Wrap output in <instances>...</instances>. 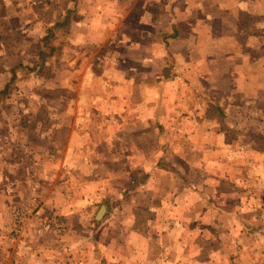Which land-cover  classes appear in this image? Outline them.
I'll return each instance as SVG.
<instances>
[{
  "label": "crops",
  "instance_id": "obj_1",
  "mask_svg": "<svg viewBox=\"0 0 264 264\" xmlns=\"http://www.w3.org/2000/svg\"><path fill=\"white\" fill-rule=\"evenodd\" d=\"M177 1H166L164 6L171 7ZM0 6V22L19 21L9 0H0ZM165 14L166 21L180 20L172 9ZM71 27L72 24L66 31ZM172 39L175 37L171 35ZM5 46L6 43L0 45ZM10 52L5 50L6 56L0 61V92L10 80V69L15 68L11 88L6 95H0V264H60L57 255L67 254L68 250L65 262H80L72 253L78 241L75 231L88 229L90 224L96 230L112 226L123 235L128 231L141 238L149 253L152 248L165 249L166 253L160 250L151 255L149 264L187 261L185 255H168V246L172 245L161 240V231L168 230L166 227L183 230L190 223L198 224L209 233L214 234L215 230L218 244L229 231L232 234L238 229L237 221H243L238 218L239 214L244 216V210L239 212L241 195L246 213L253 219L247 228L264 224V207H259L264 202V166L254 170L250 163L253 151L264 149V126L257 129L235 122L229 110L234 104H223L233 98H219L194 85L193 95L185 94L175 68L170 78L161 80L154 75L153 79L141 80L137 75L142 68L130 63L123 73H112L115 78L85 79L84 86L93 92L98 90L99 95H87L93 99H85V107L78 97L70 96L69 106L64 107L67 100L62 103L59 92L69 86L61 79L48 80L39 74L48 63L40 68L38 49L33 53V64L28 66L23 61L10 64V57L17 58ZM31 67L38 76L27 73ZM129 75L134 77L133 83L127 79ZM160 82L170 87L166 100L161 95ZM17 87L24 94L15 95L13 98L17 96L18 101L11 102V92ZM160 102L166 103L163 108L159 107ZM181 102L184 103L180 105ZM190 102L196 106L191 107ZM31 103L38 110H31ZM3 105L12 107L8 110ZM53 105L57 106L54 110L50 108ZM254 114L246 111L243 120L252 121ZM257 116L264 119L262 112ZM241 159L245 169L236 167ZM243 170L245 175L238 178ZM143 175L139 186L129 190ZM249 185L257 193L247 191ZM232 202L231 210L228 206ZM101 207L103 215L97 221ZM15 212H24L25 221L22 232L13 236ZM49 213L58 215L63 224L65 233L61 236H50L47 231V224L60 229L54 219L47 222ZM118 215L123 219L111 225ZM153 230L158 235L151 239ZM129 237L132 236L115 240L116 246L126 249ZM92 241L93 252L102 247ZM214 251L206 254L210 256ZM87 253L84 255L89 258ZM213 256L206 260L226 261L221 252Z\"/></svg>",
  "mask_w": 264,
  "mask_h": 264
},
{
  "label": "rangeland",
  "instance_id": "obj_2",
  "mask_svg": "<svg viewBox=\"0 0 264 264\" xmlns=\"http://www.w3.org/2000/svg\"><path fill=\"white\" fill-rule=\"evenodd\" d=\"M9 1L13 8L12 12L19 21L11 19L8 23L0 22V45L6 43L4 48L0 47V61L6 56L5 50L7 53L11 50L12 56L17 54V58L10 57V64L13 61H23L28 66L33 64V53L40 48L46 30L56 23L58 18L61 20L64 17L70 0ZM166 1L169 2V0H79L71 29L56 35V39L52 41L55 54L39 74L48 80L61 79L69 86L65 87L67 90L59 92L63 95L62 103L67 100L64 107L69 106L70 96L78 97L85 107L84 101H90L92 97L99 95L98 90L93 92L90 87L84 86L85 79L92 81L98 77L115 78L112 73H123V68L128 69L130 63H136L138 68H142V71H139L141 74L137 75L141 80L153 79L154 75H159L161 80L167 79L177 69L178 74L175 76L181 78L180 87L185 89V94L191 96V88L194 85L203 92L219 95V98L222 96L227 100L233 98L223 104L230 102L234 104L229 110L231 115H234L235 122L240 121V124L251 125L257 129L262 124L264 126V119L257 116L261 112L264 116V0H179L171 7H165ZM14 4H17L15 7L18 10ZM171 9L173 14L175 13L174 16L180 19L175 23L164 18L168 16L165 12ZM165 34L169 37H164ZM171 35L175 39L171 40ZM162 47L171 49L162 51ZM155 69L157 71L153 72ZM35 72L36 69L32 67L27 69V73L33 74L34 77L38 76L34 74ZM128 77L127 79L133 83L134 77L130 75ZM159 85L162 87L163 100L168 99L170 87L161 82ZM50 87L52 89V86ZM22 94L24 92H19L18 87L12 90L11 102L12 99L14 102L18 101L17 96L13 98L15 95ZM89 94L92 97H88ZM184 99L185 97L182 100ZM190 103L191 107L195 105ZM163 104L166 103L160 102L159 107L163 108ZM3 106L7 109L12 107ZM46 107L49 108L47 105ZM46 107L44 106L43 110H46ZM50 108L54 110L57 106L53 105ZM30 109L38 110V106L31 103ZM210 111L217 114L216 110ZM246 111L255 113L253 122L243 120ZM126 147L129 149V145ZM250 157L254 170L264 166V149L253 151ZM242 162L243 159L236 165L238 169L246 168ZM216 171L214 168L213 172ZM244 172L245 170L237 177L244 176ZM249 186L247 191L255 190L253 185ZM243 196L238 198L239 212L244 210V216L239 214L238 218L243 221L236 220L238 229L233 230L232 234L229 231V235L223 237L218 244H216L218 234L216 235L215 230L214 234L209 233L198 224L190 223L183 230L166 227L168 230L161 231V240L172 245L168 246L171 253L168 255L188 257L187 261L175 260L173 264H264V224L253 229L247 228L246 225L253 219L246 213ZM233 204L234 202L228 208L232 210ZM260 204L262 206L259 207L263 208L264 202ZM56 216L50 213L46 215L47 222L54 219L60 226V229L51 228L50 224H47L50 236H53V233L60 236L65 233L62 230L63 224L58 215ZM81 219L84 221L83 217ZM122 219L123 216L118 215L111 225L115 226ZM217 231L221 232L218 229ZM127 232L123 235L112 226L96 230L95 225L90 224L88 229L80 228L75 231L78 241L72 253L80 262L84 261V264H149L151 255L159 253L160 250L166 253L165 249L161 248H152L149 253L148 246L140 241L141 238ZM128 235L133 237L126 238L129 242L128 247L119 249L115 240ZM157 235L158 232L153 230L151 239ZM92 240L97 246L101 244L102 247L93 252ZM214 249L216 251L210 256L206 254ZM87 251L89 258L84 255ZM220 252L226 261L209 263L211 261L209 257H215L213 255L217 256ZM69 253L68 250L67 254L57 255L60 264H67L65 260ZM198 258L200 260L196 261ZM207 258L209 259L206 260ZM80 262L75 264H81Z\"/></svg>",
  "mask_w": 264,
  "mask_h": 264
},
{
  "label": "trees",
  "instance_id": "obj_3",
  "mask_svg": "<svg viewBox=\"0 0 264 264\" xmlns=\"http://www.w3.org/2000/svg\"><path fill=\"white\" fill-rule=\"evenodd\" d=\"M78 6H79V0H70L69 5L65 11L64 17L60 21L54 23L52 27L46 30V35L42 37L41 46L38 49V53H37V59L39 61V66L41 69L44 68L47 61H49L53 57L55 48L52 41L54 42V40L56 39V33L60 31H65L70 27L73 18L78 10ZM14 72H15V68L10 69V80L7 84L3 86L0 95H6L8 90L11 88V85L13 84L15 79ZM139 178L140 180H138V182L135 181L131 185L129 190H133L137 186H139V182H141L144 179V175ZM140 184H143V182Z\"/></svg>",
  "mask_w": 264,
  "mask_h": 264
},
{
  "label": "built area",
  "instance_id": "obj_4",
  "mask_svg": "<svg viewBox=\"0 0 264 264\" xmlns=\"http://www.w3.org/2000/svg\"><path fill=\"white\" fill-rule=\"evenodd\" d=\"M25 221V213L24 212H15L14 214V227L11 231V234L13 236L18 235L20 232H22V225L23 222Z\"/></svg>",
  "mask_w": 264,
  "mask_h": 264
},
{
  "label": "water",
  "instance_id": "obj_5",
  "mask_svg": "<svg viewBox=\"0 0 264 264\" xmlns=\"http://www.w3.org/2000/svg\"><path fill=\"white\" fill-rule=\"evenodd\" d=\"M103 210H104V207H101V209H100L98 215H97L96 218H95L97 221H99V220L101 219V217H102V215H103Z\"/></svg>",
  "mask_w": 264,
  "mask_h": 264
}]
</instances>
